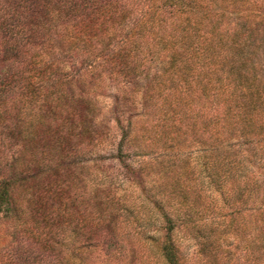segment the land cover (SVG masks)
Returning <instances> with one entry per match:
<instances>
[{"label":"trees","instance_id":"obj_1","mask_svg":"<svg viewBox=\"0 0 264 264\" xmlns=\"http://www.w3.org/2000/svg\"><path fill=\"white\" fill-rule=\"evenodd\" d=\"M114 73L151 79L101 120L84 89ZM136 120L138 150L150 128L198 127L200 203L132 171L150 226L122 232L95 196L65 227L67 161L111 121L123 160ZM243 213L246 256L264 264V0H0V264H208L215 230L241 229Z\"/></svg>","mask_w":264,"mask_h":264},{"label":"rangeland","instance_id":"obj_2","mask_svg":"<svg viewBox=\"0 0 264 264\" xmlns=\"http://www.w3.org/2000/svg\"><path fill=\"white\" fill-rule=\"evenodd\" d=\"M106 74L92 86L87 87L86 83V89H84L86 98H93L97 101L95 111L102 115L101 120L110 118L108 112L113 109L116 100L122 102L126 100L129 103L134 98L135 103L139 104L141 102L139 93L149 86L151 79L127 83L128 79L120 73ZM91 87L93 89H90ZM88 115L90 116L89 112H87ZM142 124V121L136 120L134 125L136 136L124 149L123 160L117 158L121 134L116 128V124L111 121L109 130L105 125L103 129L100 128L101 134L98 140L93 142L87 135L85 145L80 149L77 156H71L67 161L69 166L66 167L63 174L64 195L62 201L59 200L56 205V209H60L61 212L65 211L69 215L65 217V219L67 218L64 221L65 227L68 228L69 226L71 210L76 206L85 213L88 203H90L89 199L95 196L99 197L102 204L106 203L109 209L119 211V228L122 232H129L140 226H150L148 215L152 206L144 201V194L132 180L130 175L132 171L141 172L148 189L166 182L170 186L181 184L190 198L194 200V203H200L198 196L202 194L201 181L205 177V172L200 166L201 145L198 127L192 129L187 122L186 127L173 135L150 128L143 137L145 140L144 147L138 150L136 148L137 142L141 141L142 135L137 131ZM170 137L175 138V140H169ZM165 177H168V181ZM211 191L206 190L207 195H210ZM212 195L217 199L219 206H225L222 212H228L229 205L221 199L220 192H213ZM217 196L219 197L217 198ZM75 200H77L76 204L74 203ZM209 203L212 204V200ZM214 207L216 208L212 204L210 209ZM103 208L104 206L101 209ZM222 219L223 217L218 216L214 220ZM246 220V213H243L241 229L234 226L225 232L215 230L213 236L218 239L221 247L217 250V255L214 258L207 259L208 264L251 263V259L246 256L244 251L248 231L244 225ZM3 233L4 228L0 224V236ZM197 248V245H193L191 251Z\"/></svg>","mask_w":264,"mask_h":264}]
</instances>
